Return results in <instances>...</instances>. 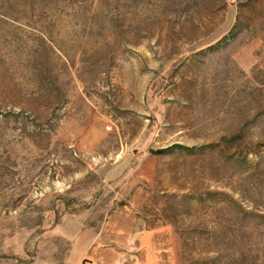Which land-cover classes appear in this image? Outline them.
Wrapping results in <instances>:
<instances>
[{
    "label": "rangeland",
    "instance_id": "rangeland-1",
    "mask_svg": "<svg viewBox=\"0 0 264 264\" xmlns=\"http://www.w3.org/2000/svg\"><path fill=\"white\" fill-rule=\"evenodd\" d=\"M0 264H264V0H0Z\"/></svg>",
    "mask_w": 264,
    "mask_h": 264
},
{
    "label": "trees",
    "instance_id": "trees-1",
    "mask_svg": "<svg viewBox=\"0 0 264 264\" xmlns=\"http://www.w3.org/2000/svg\"><path fill=\"white\" fill-rule=\"evenodd\" d=\"M157 153L163 154V153H165V151L164 150H158Z\"/></svg>",
    "mask_w": 264,
    "mask_h": 264
}]
</instances>
